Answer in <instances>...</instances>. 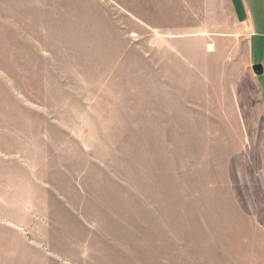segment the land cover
Wrapping results in <instances>:
<instances>
[{
	"label": "rangeland",
	"instance_id": "1",
	"mask_svg": "<svg viewBox=\"0 0 264 264\" xmlns=\"http://www.w3.org/2000/svg\"><path fill=\"white\" fill-rule=\"evenodd\" d=\"M238 20L0 0V264H264V35Z\"/></svg>",
	"mask_w": 264,
	"mask_h": 264
},
{
	"label": "crops",
	"instance_id": "2",
	"mask_svg": "<svg viewBox=\"0 0 264 264\" xmlns=\"http://www.w3.org/2000/svg\"><path fill=\"white\" fill-rule=\"evenodd\" d=\"M250 2L251 0H233V10L235 12L236 18L239 19L238 21L240 22L244 21L245 23L247 22V24L252 30L251 37L253 36L254 38L256 35H259L261 33L262 35H264V29L261 30L260 21L259 19H257V14L255 12V9ZM262 4L264 6V2H262ZM260 30L262 32H260Z\"/></svg>",
	"mask_w": 264,
	"mask_h": 264
},
{
	"label": "water",
	"instance_id": "3",
	"mask_svg": "<svg viewBox=\"0 0 264 264\" xmlns=\"http://www.w3.org/2000/svg\"><path fill=\"white\" fill-rule=\"evenodd\" d=\"M252 70L256 76H262L264 74V68L262 64H255L252 66Z\"/></svg>",
	"mask_w": 264,
	"mask_h": 264
},
{
	"label": "bare ground",
	"instance_id": "4",
	"mask_svg": "<svg viewBox=\"0 0 264 264\" xmlns=\"http://www.w3.org/2000/svg\"><path fill=\"white\" fill-rule=\"evenodd\" d=\"M213 46V45H212ZM212 47H211V45H208V49H211Z\"/></svg>",
	"mask_w": 264,
	"mask_h": 264
}]
</instances>
